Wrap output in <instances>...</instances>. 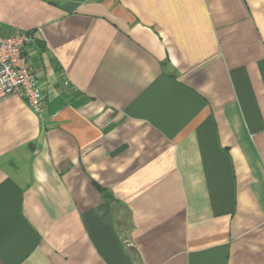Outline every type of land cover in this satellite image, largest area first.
Instances as JSON below:
<instances>
[{
  "label": "crops",
  "instance_id": "crops-1",
  "mask_svg": "<svg viewBox=\"0 0 264 264\" xmlns=\"http://www.w3.org/2000/svg\"><path fill=\"white\" fill-rule=\"evenodd\" d=\"M31 31L0 264H264V0H0Z\"/></svg>",
  "mask_w": 264,
  "mask_h": 264
},
{
  "label": "built area",
  "instance_id": "built-area-1",
  "mask_svg": "<svg viewBox=\"0 0 264 264\" xmlns=\"http://www.w3.org/2000/svg\"><path fill=\"white\" fill-rule=\"evenodd\" d=\"M37 39V32L0 35V99L16 95L40 117L47 107L46 95L27 49Z\"/></svg>",
  "mask_w": 264,
  "mask_h": 264
},
{
  "label": "clouds",
  "instance_id": "clouds-1",
  "mask_svg": "<svg viewBox=\"0 0 264 264\" xmlns=\"http://www.w3.org/2000/svg\"><path fill=\"white\" fill-rule=\"evenodd\" d=\"M39 178V177H38Z\"/></svg>",
  "mask_w": 264,
  "mask_h": 264
}]
</instances>
